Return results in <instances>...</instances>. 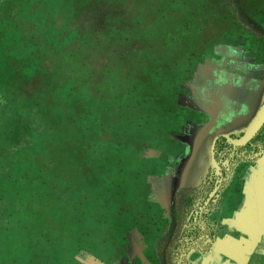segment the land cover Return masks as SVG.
I'll use <instances>...</instances> for the list:
<instances>
[{"label": "rangeland", "instance_id": "obj_1", "mask_svg": "<svg viewBox=\"0 0 264 264\" xmlns=\"http://www.w3.org/2000/svg\"><path fill=\"white\" fill-rule=\"evenodd\" d=\"M226 28L264 61V0H0V264H192L213 246L264 122L181 188L214 181L212 203L132 215L128 190L173 149L188 70Z\"/></svg>", "mask_w": 264, "mask_h": 264}, {"label": "crops", "instance_id": "obj_2", "mask_svg": "<svg viewBox=\"0 0 264 264\" xmlns=\"http://www.w3.org/2000/svg\"><path fill=\"white\" fill-rule=\"evenodd\" d=\"M226 29L211 42L214 51L204 53L196 69L188 70V83L182 84L177 101L173 149L149 155L154 162L140 170L146 181L130 182L132 215H170L178 191L199 184L214 164L216 138L241 134L263 106V55ZM262 160L264 154L252 166L242 196L223 203L213 246L195 252L192 264H264Z\"/></svg>", "mask_w": 264, "mask_h": 264}, {"label": "trees", "instance_id": "obj_3", "mask_svg": "<svg viewBox=\"0 0 264 264\" xmlns=\"http://www.w3.org/2000/svg\"><path fill=\"white\" fill-rule=\"evenodd\" d=\"M228 137L219 135L214 144V158L218 161L219 160V155L218 151L219 148L225 144L227 148H232L234 145L230 143L228 140ZM237 149H244V146H235ZM201 192V193H199ZM214 193L211 197L210 194ZM190 194V197H189ZM220 194V190L217 188L215 185L214 181L211 182L210 184H204V189L200 191V187H190L188 189H180V192L176 195L174 199V210L173 214L174 215H179L181 214V211H191L194 209V201L198 198H201V201L198 202V206H202L203 203L207 198H210L209 201L210 203L213 202V200L217 197V195ZM188 195V196H187ZM193 219V216L191 217V220ZM184 237L189 238L191 236V233H189L187 230L184 232ZM212 243L209 244V247H207L203 252H207L211 249ZM201 251V250H200ZM129 264H136L134 262L129 263Z\"/></svg>", "mask_w": 264, "mask_h": 264}, {"label": "water", "instance_id": "obj_4", "mask_svg": "<svg viewBox=\"0 0 264 264\" xmlns=\"http://www.w3.org/2000/svg\"><path fill=\"white\" fill-rule=\"evenodd\" d=\"M263 122H264V105L259 109L255 117L247 126L246 134L241 140H239V143L240 144L246 143L251 138L252 134H254L255 131L262 125Z\"/></svg>", "mask_w": 264, "mask_h": 264}]
</instances>
